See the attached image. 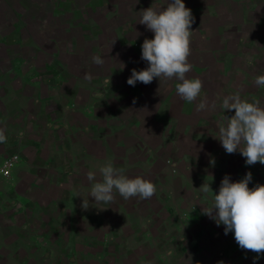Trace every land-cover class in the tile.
<instances>
[{
	"label": "rangeland",
	"instance_id": "rangeland-1",
	"mask_svg": "<svg viewBox=\"0 0 264 264\" xmlns=\"http://www.w3.org/2000/svg\"><path fill=\"white\" fill-rule=\"evenodd\" d=\"M168 3L0 0V81L8 89L0 90V98H34L31 86L18 82L35 76L38 96L51 99V107L37 110L40 130L52 128V121H44L58 116L54 125L73 129L68 142L56 143L58 147L68 145L77 154L86 150L89 171H96L97 180L100 167L110 161L128 178L141 177L156 187L150 199L124 200L114 192L112 203L95 205L86 175V189H77L74 196L79 206L70 234L69 212H45L55 224L43 232L59 233L49 236L53 252H48L46 264H217L219 255L226 254L224 226L203 215L202 208L213 205L226 175L234 182L239 167H264L246 166L239 152L227 154L218 140L224 116L235 115L234 109L221 108L224 97L239 93L242 100H258L264 108V88L254 82L264 75V25L257 11H226V0H184L195 19L188 58L192 68L186 77L203 83L200 97L187 103L176 92V79L127 84L133 69L148 67L141 59V46L145 39H154V33L139 23L141 11L153 7L159 12ZM226 21L231 23L228 28ZM94 56L104 64H94ZM86 73L90 80L84 78ZM205 99L209 107L198 111ZM84 127H89L86 135L81 132ZM205 182L213 190L207 195L197 190ZM80 196H89L87 211ZM11 227L1 226L8 242L14 238ZM22 241L32 242L29 236ZM36 255L28 257V264H38ZM6 256L11 260V253Z\"/></svg>",
	"mask_w": 264,
	"mask_h": 264
},
{
	"label": "clouds",
	"instance_id": "clouds-1",
	"mask_svg": "<svg viewBox=\"0 0 264 264\" xmlns=\"http://www.w3.org/2000/svg\"><path fill=\"white\" fill-rule=\"evenodd\" d=\"M141 12L139 23L154 33V39H145L141 46V59L147 62L148 67L140 71L133 69L127 84L134 87L137 82L149 85L156 78L159 81L176 79L180 81L175 86L177 94L187 103H193L200 97L203 83L200 79L186 77L192 68L188 62L191 27L195 22L191 9L186 7L184 0H169L167 7L159 12L153 7ZM92 61L98 66L104 64L99 56H94ZM84 78L90 80L91 75L86 73ZM254 82L264 88V75L255 77ZM105 83L111 84V79H106ZM259 103L258 100H242L236 93L224 97L221 104L225 111L234 109L235 115L231 118L224 116L226 123L218 127V140L227 154L239 152L245 158L246 166L264 165V108ZM208 107L207 100H201L197 110L203 111ZM211 107L214 109L215 103ZM6 140V135L0 130V143ZM99 172L100 180L96 179V173H87V180L91 183L89 196L94 198L95 205L112 203L114 192L124 200L133 197L150 199L156 193L152 182L141 177L130 179L123 168L114 167L110 161L101 166ZM252 178V173L248 172L241 181L231 182L226 175L218 194L214 192L213 205L203 207L202 214L215 221L217 226L223 225L225 235L234 233L240 249L257 254L258 259L264 255V185L249 188ZM197 190L204 195L213 191L207 182ZM89 196H80L83 197L81 207L84 211L90 207Z\"/></svg>",
	"mask_w": 264,
	"mask_h": 264
},
{
	"label": "crops",
	"instance_id": "crops-1",
	"mask_svg": "<svg viewBox=\"0 0 264 264\" xmlns=\"http://www.w3.org/2000/svg\"><path fill=\"white\" fill-rule=\"evenodd\" d=\"M260 1L263 4L256 6V0H226V11L233 14L242 12L253 14L257 11V17L264 25V0ZM241 3H247V6ZM230 5H234V9L230 8ZM242 8L244 10H241ZM229 24L231 23L228 21L226 28L230 26ZM34 79H36L35 76L33 79L29 78L26 81L20 79L21 82H18L27 87L31 86L35 93L34 98L24 102L18 99V94L15 95V99L14 96L6 101L0 98V130H3L7 137L5 143H0V164L10 151L20 155L12 175L9 178H3L0 175V264H28L30 261L28 257L37 256L36 253H38L36 262L39 258L38 264H46L49 261L50 253L53 252L51 245L48 244L49 236H58L59 233L52 230L51 233L43 232L44 227L47 229L54 223L52 219L45 217V212L56 208L69 212L66 226L70 234L71 226L74 229L76 225H72L71 221H75L72 218L78 215L79 206V201L74 196L77 189H86L87 185L82 182L90 170L87 163L89 153L86 150L83 149L77 154L68 145H64L65 148L56 145L59 142H68L67 135L73 133V129L67 125H54L59 116L44 121L45 124L52 121V128L49 129L48 125L46 130H40L41 125L38 123L41 120L37 110L51 107L48 104L51 99L47 96L44 99L38 96L40 88L37 86V79L35 83H32ZM13 81L16 83V79ZM4 86L6 84L0 81L1 91L5 88ZM5 90L7 93V86ZM88 130L89 127H84L81 132L86 135ZM61 161L64 163L61 164ZM239 168L237 178L234 175V182L245 178V175L240 174L241 171L254 172L249 188H254L257 184L264 185L263 166L255 165L253 170ZM75 177L78 179H74ZM97 177L99 176L96 175ZM6 224L12 226L11 229L14 230V238L9 242L5 238L6 229L1 228ZM62 228L65 229V227ZM62 228L61 231H63ZM69 234L67 236H70ZM26 236L31 238V243L29 241L26 244L23 243L22 237ZM213 237L215 239L217 235ZM225 247L226 256L220 254L217 264L221 261L223 264H254V261L255 264H264V255L257 259V254L240 249L234 239V233L226 235ZM49 251L51 252L48 253ZM65 251L70 253L69 248ZM17 252L22 253L24 257L17 258L15 255ZM6 253H11V260L7 258ZM167 255L170 256L171 252L169 251Z\"/></svg>",
	"mask_w": 264,
	"mask_h": 264
},
{
	"label": "built area",
	"instance_id": "built-area-1",
	"mask_svg": "<svg viewBox=\"0 0 264 264\" xmlns=\"http://www.w3.org/2000/svg\"><path fill=\"white\" fill-rule=\"evenodd\" d=\"M20 157L18 154H10L3 158L0 164V175L3 178H9L18 164Z\"/></svg>",
	"mask_w": 264,
	"mask_h": 264
}]
</instances>
